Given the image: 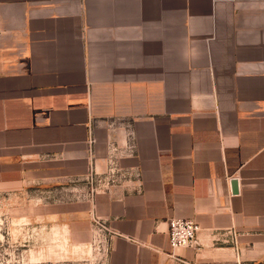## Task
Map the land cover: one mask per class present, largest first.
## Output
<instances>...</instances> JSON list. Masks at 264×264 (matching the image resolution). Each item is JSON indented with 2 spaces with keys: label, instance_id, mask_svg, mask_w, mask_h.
Wrapping results in <instances>:
<instances>
[{
  "label": "crops",
  "instance_id": "0c3cea01",
  "mask_svg": "<svg viewBox=\"0 0 264 264\" xmlns=\"http://www.w3.org/2000/svg\"><path fill=\"white\" fill-rule=\"evenodd\" d=\"M109 159L138 175L60 208L106 264H264V0H0V189Z\"/></svg>",
  "mask_w": 264,
  "mask_h": 264
},
{
  "label": "rangeland",
  "instance_id": "374dc122",
  "mask_svg": "<svg viewBox=\"0 0 264 264\" xmlns=\"http://www.w3.org/2000/svg\"><path fill=\"white\" fill-rule=\"evenodd\" d=\"M80 182L71 191H39L34 183L0 189V264H106L104 235L92 220L86 228L61 220L63 200L88 196Z\"/></svg>",
  "mask_w": 264,
  "mask_h": 264
},
{
  "label": "built area",
  "instance_id": "2783aa9c",
  "mask_svg": "<svg viewBox=\"0 0 264 264\" xmlns=\"http://www.w3.org/2000/svg\"><path fill=\"white\" fill-rule=\"evenodd\" d=\"M137 175V171L132 170L130 167L125 168L120 166L116 159H109L108 167L103 173H96L94 169H89L84 175L83 181L89 187L88 196L92 197L94 192L106 188L111 183L120 182L130 176ZM99 226L101 227L102 225L99 223ZM198 228V224L192 218L181 216L169 217L166 228L167 241L170 247L169 255L173 256V249L180 246H189L197 249L199 247L196 237ZM174 258L182 264H192L184 259Z\"/></svg>",
  "mask_w": 264,
  "mask_h": 264
},
{
  "label": "water",
  "instance_id": "95a60500",
  "mask_svg": "<svg viewBox=\"0 0 264 264\" xmlns=\"http://www.w3.org/2000/svg\"><path fill=\"white\" fill-rule=\"evenodd\" d=\"M230 184H231V190L234 191V190H235V180L232 179V180L230 181Z\"/></svg>",
  "mask_w": 264,
  "mask_h": 264
}]
</instances>
